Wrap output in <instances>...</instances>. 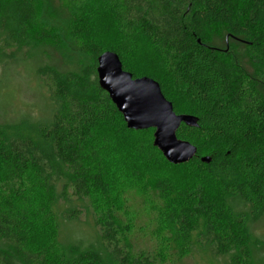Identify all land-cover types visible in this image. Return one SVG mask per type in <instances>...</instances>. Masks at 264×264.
Wrapping results in <instances>:
<instances>
[{
    "label": "trees",
    "instance_id": "trees-1",
    "mask_svg": "<svg viewBox=\"0 0 264 264\" xmlns=\"http://www.w3.org/2000/svg\"><path fill=\"white\" fill-rule=\"evenodd\" d=\"M117 1L119 27L151 43L166 64L168 80L149 73L138 76L127 67L123 47L103 50L87 41L84 50H95L91 70L65 74L47 62L35 68L50 100L49 117L40 120L30 113L2 114L7 110L2 90L10 70L33 54L46 53L32 37L35 10L29 1L0 0V264L166 262V250L151 255L129 249L112 213L100 214L92 206L94 198L108 191L99 149H94L97 132L118 121L126 133L145 132L128 130L99 87L97 60L108 51L119 55L134 78L157 81L178 115L199 120L198 128L182 125L177 133L198 149L190 163L170 164L152 138L147 148H140L167 166L190 167L196 174L198 183L193 180L181 190L168 177L153 189L165 200L172 252L182 258L200 243L229 264H258L263 245L254 242L251 231L264 218V0ZM238 4L246 8L243 23ZM87 29L79 31L89 36ZM215 29L228 33V51L208 44ZM239 46L253 72L232 54ZM181 103L186 110L178 109ZM203 157L211 163H202ZM207 181L211 189L204 185ZM91 208L93 213L88 212ZM85 211L92 235L73 238L66 233V222L81 223ZM41 230L51 234L46 243L34 241Z\"/></svg>",
    "mask_w": 264,
    "mask_h": 264
},
{
    "label": "rangeland",
    "instance_id": "rangeland-1",
    "mask_svg": "<svg viewBox=\"0 0 264 264\" xmlns=\"http://www.w3.org/2000/svg\"><path fill=\"white\" fill-rule=\"evenodd\" d=\"M28 1L35 10V16L30 23L33 40L45 49L46 54L44 57L33 54L25 64L20 63L10 70L5 79L6 86L2 90L3 102L7 108L2 114L7 113L10 117L30 113L40 120L49 117V91L39 78H36L35 68L47 62L65 74L69 71L79 72L83 68L91 70L95 65V50H84L87 41H92V46L103 50L123 47L127 67L138 76L149 73L160 77L164 82L168 80L166 64L151 43L143 36H134L119 27L120 23L116 17L120 5L117 0ZM236 8L238 18L243 23L247 17L244 12L246 8L240 4ZM87 26V31L91 29L90 35L83 36L79 29ZM228 42V33L224 29H215L208 44L228 51ZM232 51L240 66L249 72L254 71L240 46ZM177 106L180 110L187 109L184 103ZM13 110L15 113L11 112ZM112 128L97 132L93 142L94 149H99L98 160L108 187L104 196L94 198L92 206L95 211L100 214L106 211L112 213L116 224L123 231L129 249L151 255L166 250L164 264H229L227 259L216 258L206 252L200 243H195L192 253L182 258L172 252L174 248L170 243L171 230L167 228L166 215L163 212L165 200L163 201L161 194L153 189L158 180L168 177L175 190H181L193 180L198 183L196 174L192 173L190 167L173 168L165 165L161 159L153 158L151 151H140L141 144L146 146L147 141L154 139V130L142 134L126 133L119 121ZM203 183L209 189L213 186L209 181ZM93 208L88 212L93 213ZM86 214V211L83 212L81 223L66 222L68 235L73 238L91 237L92 229ZM251 232L254 242L258 246L263 245L258 250L257 262L264 264V218L253 225ZM50 238L49 231L41 230L34 241L46 243Z\"/></svg>",
    "mask_w": 264,
    "mask_h": 264
},
{
    "label": "water",
    "instance_id": "water-1",
    "mask_svg": "<svg viewBox=\"0 0 264 264\" xmlns=\"http://www.w3.org/2000/svg\"><path fill=\"white\" fill-rule=\"evenodd\" d=\"M97 63L99 87L123 115L128 130H154L153 145L170 164L190 163L198 149L178 139L177 133L182 125L198 128L199 120L191 115H178L173 104L165 98L160 84L149 77L134 78L132 73L124 70L118 54L105 52ZM201 161L210 164L212 159L203 157Z\"/></svg>",
    "mask_w": 264,
    "mask_h": 264
}]
</instances>
